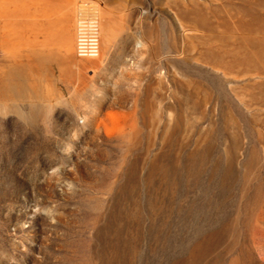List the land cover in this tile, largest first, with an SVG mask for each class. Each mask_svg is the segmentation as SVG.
<instances>
[{
    "label": "rangeland",
    "instance_id": "rangeland-1",
    "mask_svg": "<svg viewBox=\"0 0 264 264\" xmlns=\"http://www.w3.org/2000/svg\"><path fill=\"white\" fill-rule=\"evenodd\" d=\"M254 1L71 0L64 60L0 52V264H264V71L207 57Z\"/></svg>",
    "mask_w": 264,
    "mask_h": 264
},
{
    "label": "crops",
    "instance_id": "crops-1",
    "mask_svg": "<svg viewBox=\"0 0 264 264\" xmlns=\"http://www.w3.org/2000/svg\"><path fill=\"white\" fill-rule=\"evenodd\" d=\"M70 1L1 0L0 38L6 43L2 42L0 52L35 54L36 65H56L64 60L63 48L71 45ZM42 72V77H54L49 69Z\"/></svg>",
    "mask_w": 264,
    "mask_h": 264
},
{
    "label": "bare ground",
    "instance_id": "bare-ground-1",
    "mask_svg": "<svg viewBox=\"0 0 264 264\" xmlns=\"http://www.w3.org/2000/svg\"><path fill=\"white\" fill-rule=\"evenodd\" d=\"M254 5L257 9L264 10V0H255ZM248 13L246 18L240 17L235 21L233 29L227 27L226 24H216L214 26V47L211 48L212 51L207 54V57L218 62L219 65L212 66L221 69L225 75L232 76L240 75L241 73L260 72V70L264 71V16ZM189 15L195 25L210 31L212 25L208 23L206 18L202 19L195 14ZM89 22L91 32L96 36L99 52V38L101 37L103 41L107 40L111 32V18L107 12L101 13L99 11L98 16L89 20ZM257 91L258 93H264V84Z\"/></svg>",
    "mask_w": 264,
    "mask_h": 264
},
{
    "label": "built area",
    "instance_id": "built-area-1",
    "mask_svg": "<svg viewBox=\"0 0 264 264\" xmlns=\"http://www.w3.org/2000/svg\"><path fill=\"white\" fill-rule=\"evenodd\" d=\"M95 19L79 12L75 21L74 55L78 58H93L98 53L96 36L91 32L89 20Z\"/></svg>",
    "mask_w": 264,
    "mask_h": 264
}]
</instances>
